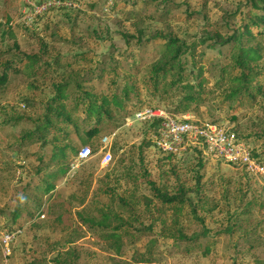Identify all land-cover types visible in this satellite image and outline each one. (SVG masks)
Masks as SVG:
<instances>
[{
  "label": "rangeland",
  "instance_id": "374dc122",
  "mask_svg": "<svg viewBox=\"0 0 264 264\" xmlns=\"http://www.w3.org/2000/svg\"><path fill=\"white\" fill-rule=\"evenodd\" d=\"M31 1L0 0L1 61L40 54L46 62L59 59L72 64L42 77L23 68L0 88V228L11 224L12 228H5L19 231L11 243L10 257L4 258L0 247V264H56V258L59 264H264V177L249 176L240 166L204 153L199 170L203 198L195 213L214 244L210 254L203 256L199 249L186 251L184 243L174 242L178 230L186 236L201 231L192 209L161 208L140 174L146 169L151 180L169 194L182 184L195 207L199 161L193 151L195 144H190L179 160L167 162L148 145L145 124L118 118L122 113L115 111L114 120L104 123L92 142L100 150L101 138H111V162L102 167L98 151L71 170L79 149L88 145L70 133L76 152L67 156L65 176L58 178L54 190L46 195L34 188L35 170L39 157L49 156L51 145L42 148L37 136L22 139L35 131L44 102L52 94L51 85L68 81L74 74L93 73L100 61L121 58L119 67L111 63L109 75L87 82L94 92L105 93L112 83L120 88L129 83L139 94L136 99L131 95L128 110L145 106L171 110L170 94L152 96L143 83L147 67L161 54L162 46L131 44L128 48L124 37L135 36L140 30L146 39L161 34L190 43L204 33L220 30L225 21L233 26L236 18L232 16L243 9L245 0H74L71 7L41 12V8H33L38 7L37 0ZM109 2L110 9L104 12ZM129 50L136 54L137 64L132 69L121 56ZM84 54L86 61H78L76 57ZM262 65L264 70V60ZM216 83L211 80L204 104L188 114L235 129L239 138L257 149L261 143L256 137L264 133V95L244 98L240 105L228 104L223 91L226 85L219 82L216 87ZM229 105H237L235 111L231 112ZM52 135H47L49 140ZM37 203L42 207L39 216L34 209ZM14 212L20 216L12 223ZM27 213H33L32 218ZM101 213L118 215L143 234L123 240L119 251L113 250L103 240V232L83 225L77 216L99 219ZM147 258L150 263L139 262Z\"/></svg>",
  "mask_w": 264,
  "mask_h": 264
},
{
  "label": "trees",
  "instance_id": "16d2710c",
  "mask_svg": "<svg viewBox=\"0 0 264 264\" xmlns=\"http://www.w3.org/2000/svg\"><path fill=\"white\" fill-rule=\"evenodd\" d=\"M45 2L59 3L58 6H52L48 10L63 9L67 8V5L71 7L75 4L74 0H37L35 4L41 5ZM113 6L114 4H112L111 10ZM232 17L236 18L233 26L225 21L220 30L204 33L190 43L171 35L161 34L146 39L143 31L140 30L135 36L128 35L124 37L128 48L131 44L135 47H144L149 44H160L162 46L161 54L147 67L143 83L145 88L151 89L152 96L158 94L167 96L170 94L169 98L174 104L171 110L157 106L139 107L133 111L128 110L127 105L132 100L131 95L133 94V98H135L139 94L137 87L129 83H124L121 88L119 85L112 83L105 93H96L87 85V82L92 79H103L110 72H113L111 63L115 62L116 66L119 67L121 58L110 63L105 61L96 62L93 73L74 74L68 81L51 85L52 94L44 102V111L40 121L36 124L35 131L22 137L24 141L37 136L39 139L36 140H41L42 148L51 145L49 156L46 158L44 156L39 157V164L35 170V176H37L35 190H42V193L47 195L54 190L55 181L65 176L67 156L76 152V145L69 140L70 133L78 136L83 144L88 145L85 147L90 149L91 154L95 155L99 150L98 147L93 146L92 142L99 135L101 126L114 120L115 111L121 112L122 115L118 118H123L125 121L131 119L138 110L143 108L161 109L172 117L188 114L191 109H197L204 104L211 80H216V87L219 82L226 85L223 91L225 92L224 100L228 104L235 102L240 105L244 98L253 99L256 96H263L264 0H245L243 9L235 12ZM41 54L45 53L42 52ZM2 56L3 54L0 53V88L7 85L12 73H18L23 68L31 71L34 77H42L46 76L47 72L54 71L59 67L67 68L72 64L69 61L62 63L59 59L46 62L42 60L40 54H24L16 60L4 62L1 61ZM86 56L87 54H84L76 58L78 61H86ZM121 56L124 57L125 64L129 65L131 69L136 66L137 61L134 51H126ZM88 76H90V79H87ZM137 102H139L138 99ZM237 105L233 107L229 105L231 112L235 111ZM233 116L230 118L231 121L234 119ZM195 121L202 123L198 119H195ZM209 123L226 127V125L214 121ZM6 124H8L7 121ZM11 124L14 123L11 122ZM145 125L147 126L148 145L153 146L151 137L155 132L157 123L151 122L145 123ZM229 130L235 133L237 139L247 146L251 158L264 166V133L263 135H257L256 140H260L261 145L255 149L248 145L245 139L239 138L235 129ZM51 132H53V135L49 140L47 135ZM193 151L199 157L196 164L198 172H195L194 184V194L197 200L195 207H192L188 200V191L182 184H178L174 193L169 194L151 180L146 169H141L140 174L151 193L152 200L154 199L161 208L177 211L187 206L192 209L201 231L196 235L186 236L181 230H178L174 242L184 243L186 251L188 249H199L201 255L207 256L210 254L211 246L214 243L213 240H209L208 230L195 213L200 200L203 198L200 185L202 176L199 170L202 168L201 161L203 160L204 150L200 146H195ZM159 153L163 155L167 162L170 160L175 161L180 157ZM109 193L111 196L115 195L113 190H109ZM146 202L152 203V201ZM34 209L38 210L36 216H39L42 207L40 208L37 203ZM27 214L32 218L33 213ZM19 216L20 213L14 212L11 222H15ZM77 216L83 225H88L90 228L103 232V240L116 251H119L123 245V240H134L138 235L143 234V230H135L131 223L124 222L118 215L110 216L108 213H101L99 219L93 217L83 218L81 214ZM3 227L12 228V225L6 224ZM17 228L19 229V227L14 229ZM201 241H204V243L201 244ZM150 261V258L139 260L143 263H150ZM54 263L59 264V260L54 259Z\"/></svg>",
  "mask_w": 264,
  "mask_h": 264
},
{
  "label": "built area",
  "instance_id": "2783aa9c",
  "mask_svg": "<svg viewBox=\"0 0 264 264\" xmlns=\"http://www.w3.org/2000/svg\"><path fill=\"white\" fill-rule=\"evenodd\" d=\"M110 4L111 2L104 8V12H108ZM58 5V2H45L38 5V7L32 6L35 9L41 8L38 10V12H41ZM127 121L142 124L156 122V129L151 137L152 143L154 148L163 154L181 156L190 144H195L202 147L204 153L223 163L240 166L249 176L264 177V166L251 158L247 146L240 142L235 133L225 126L209 122H197L190 114L172 117L161 109L153 108L138 110ZM110 147L111 138L108 136L103 137L99 150L102 167L111 162ZM92 157L93 155L88 147L81 148L77 153L75 162L71 165V170H77L81 164ZM18 233L19 231L5 227L0 228V247L4 258L10 257L11 243Z\"/></svg>",
  "mask_w": 264,
  "mask_h": 264
}]
</instances>
